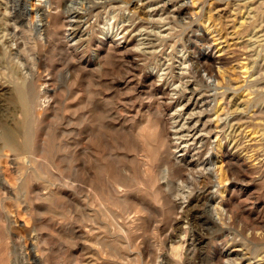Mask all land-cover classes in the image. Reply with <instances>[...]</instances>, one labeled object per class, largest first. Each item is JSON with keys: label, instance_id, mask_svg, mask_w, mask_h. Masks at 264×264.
Here are the masks:
<instances>
[{"label": "clouds", "instance_id": "9594fccd", "mask_svg": "<svg viewBox=\"0 0 264 264\" xmlns=\"http://www.w3.org/2000/svg\"><path fill=\"white\" fill-rule=\"evenodd\" d=\"M214 2L3 0L0 264H264V0Z\"/></svg>", "mask_w": 264, "mask_h": 264}, {"label": "rangeland", "instance_id": "374dc122", "mask_svg": "<svg viewBox=\"0 0 264 264\" xmlns=\"http://www.w3.org/2000/svg\"><path fill=\"white\" fill-rule=\"evenodd\" d=\"M11 1L9 0V3H10ZM11 4V3H10ZM0 6H3V0H0ZM209 8L212 10V12L214 13V15L216 16V17H218V18H223V21L225 22V23H227L228 21L230 22V23H228L229 25H232V24H234V26H235V24H237L236 22H238V20H240V15L239 16H237L236 15V19L235 18H233L234 16H232V14H231V12H230V9H229V6H228V4H226L225 3V0H215V2L214 3H210L209 4ZM9 11H12V8L10 7L9 8ZM13 12V11H12ZM235 13V12H234ZM244 13H242V15H243ZM232 16V17H231ZM8 19L11 21V20H14L13 19V13H12V15L10 16V17H8ZM232 20V21H231ZM73 23L74 24H76V22L75 21H73ZM233 26V25H232ZM236 26H238V24L236 25ZM231 30H232V27H229ZM72 31H79V29L78 28H74V30H72ZM222 51V50H221ZM244 63H247V62H244ZM246 66H248V64H246ZM248 68V67H247ZM247 74H248V71H247V73L246 74H244L243 76H247ZM239 75L236 73V71H233V82L234 83H237V82H239ZM230 102L231 103H234V101H231L230 100ZM191 104H189L188 105V108H185V111H188V109L189 108H191ZM146 130L148 131V132H146ZM237 131H239V130H237ZM150 134H151V131L149 130V129H147V128H145L144 130H143V135L145 136V137H148V135L150 136ZM250 136H252L253 138H255V135H254V133L253 132H251V131H249V133H248ZM41 158L38 156L37 157V160H40ZM102 202V201H101ZM35 207H39V205H37V206H35ZM22 210V209H21ZM23 211V210H22ZM21 211V212H22ZM20 221L21 222H24L25 221V216L24 215H21L20 216ZM25 227H27V223H25ZM89 247H91V245H89ZM97 249H95V248H92V251L93 252H95ZM177 252H179V247H177L176 249H175ZM74 251H76V254L77 255H79V250L77 249V250H74ZM100 264H123V261L122 260H117V259H112V260H108L107 259V257H102L101 258V261H100Z\"/></svg>", "mask_w": 264, "mask_h": 264}, {"label": "bare ground", "instance_id": "6f19581e", "mask_svg": "<svg viewBox=\"0 0 264 264\" xmlns=\"http://www.w3.org/2000/svg\"><path fill=\"white\" fill-rule=\"evenodd\" d=\"M11 2V5H12V13H13V19H17V17L20 15V13H19V10L18 9H16L15 8V4H16V0H10ZM21 6H22V4H21ZM243 13V12H242ZM242 13H241V15H240V20H238V22H236L237 24H238V26H236L237 24H235V26H234V24H232V25H229V27H232V31H239L240 30V28H239V26L240 25H242L243 23H245V21H244V19H243V15H242ZM231 14H232V16H234L233 18H235L236 19V13H234V12H231ZM231 16V17H232ZM232 21V20H231ZM227 23H230L229 21L227 22ZM74 28H75V24L72 22V27L70 28V31H72V30H74ZM222 51H223V49H221ZM246 64L247 63H244V62H241V64L238 66L239 67V77L240 76H243L244 74H246L247 73V71H248V66H246ZM146 132H148L147 130H146ZM151 135V134H150ZM251 135V134H250ZM149 136V135H148ZM253 138V137H252ZM253 139H255V138H253ZM35 207V206H34ZM20 211H22V210H20ZM30 226V222L29 223H27V227H29Z\"/></svg>", "mask_w": 264, "mask_h": 264}]
</instances>
